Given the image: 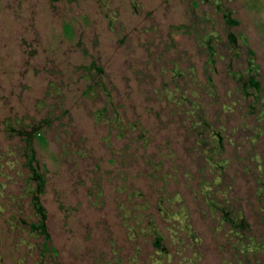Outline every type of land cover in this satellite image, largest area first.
<instances>
[{
  "label": "rangeland",
  "instance_id": "rangeland-1",
  "mask_svg": "<svg viewBox=\"0 0 264 264\" xmlns=\"http://www.w3.org/2000/svg\"><path fill=\"white\" fill-rule=\"evenodd\" d=\"M0 264H264V0H0Z\"/></svg>",
  "mask_w": 264,
  "mask_h": 264
},
{
  "label": "flooded vegetation",
  "instance_id": "flooded-vegetation-1",
  "mask_svg": "<svg viewBox=\"0 0 264 264\" xmlns=\"http://www.w3.org/2000/svg\"><path fill=\"white\" fill-rule=\"evenodd\" d=\"M33 176L37 177L38 175H37V174H35V175H33Z\"/></svg>",
  "mask_w": 264,
  "mask_h": 264
}]
</instances>
